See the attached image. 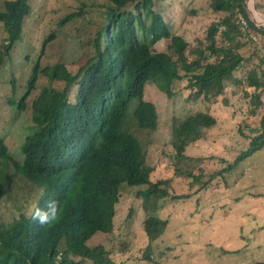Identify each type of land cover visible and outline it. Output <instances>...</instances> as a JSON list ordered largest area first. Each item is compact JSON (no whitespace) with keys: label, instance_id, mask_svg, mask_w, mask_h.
I'll use <instances>...</instances> for the list:
<instances>
[{"label":"trees","instance_id":"1","mask_svg":"<svg viewBox=\"0 0 264 264\" xmlns=\"http://www.w3.org/2000/svg\"><path fill=\"white\" fill-rule=\"evenodd\" d=\"M101 1L104 23L96 34L93 53L83 58L80 67L71 73L61 63L42 67L46 44L55 36L50 34L42 42L25 92L17 101L8 99L17 112L24 111L38 74L47 77L48 85L29 103L30 133L20 145L19 159L0 138V200L13 178L40 191L29 213L25 210L7 223L0 222V264H121L103 247L91 248L87 242L112 231L123 187H144L135 198L145 213L142 230L148 245L164 232L167 221L157 216L158 201L166 197L182 200L190 195L169 196V180L152 181L146 151L132 134L122 131L133 99L137 100L132 113L136 128L156 130L155 108L144 100L146 84L153 83L170 98L172 85L186 81L193 100L210 103L220 97L227 99L224 90L230 84L231 95L240 97L239 102L246 109L248 105L253 114L261 105L264 27L250 19L246 0H205L216 18L191 50L182 37L169 32L170 25L154 10L153 0ZM257 1V8H263V1ZM30 10L28 0L3 1L0 27L5 37L0 41V66L20 40ZM81 12L67 14L58 26L73 16L83 18ZM238 18L245 24L240 25ZM161 41L167 42V52L155 51ZM253 41L259 43L257 52L245 56L242 49ZM170 123L174 175L192 178L186 172L191 158L185 150L215 126V119L206 112H189ZM252 132L256 134L248 149L211 175L213 178L232 172L264 147V114ZM51 199L61 202L63 216L59 223L42 227L32 216Z\"/></svg>","mask_w":264,"mask_h":264},{"label":"rangeland","instance_id":"2","mask_svg":"<svg viewBox=\"0 0 264 264\" xmlns=\"http://www.w3.org/2000/svg\"><path fill=\"white\" fill-rule=\"evenodd\" d=\"M3 1L0 0V8ZM28 2L31 10L22 26L20 40L14 43L8 58L0 66V138L16 159L21 155L20 145L24 137L30 133L29 103L42 87L48 85L47 77L38 74L24 111L17 112L9 105L8 99L17 101L25 92L42 42L48 35L55 34L54 39L46 44L44 56L41 55L42 67L61 63L65 71L71 73L80 67L86 55L93 53L96 34L104 23L99 6L101 0ZM153 2L154 10L170 25L169 32L182 37L189 50L197 39L204 37L210 22L216 18L205 0ZM257 3L255 0L257 11L264 15V4L263 8H257ZM245 6L250 19L263 28L264 25L257 23L250 14L249 0L245 1ZM80 10L83 18L73 16L70 22L58 26L67 14L75 15ZM238 20L240 25L245 24ZM3 37L5 34L0 27V41ZM257 46L259 43L253 41L242 49V53L248 56L257 52ZM154 49L167 52V42H159ZM260 59L264 60V55ZM236 75L241 76L240 72ZM185 85L186 81L175 82L171 87L172 96L167 98L153 83L146 84L144 100L155 108L156 130L147 132L136 128L132 113L137 100L133 99L129 102L122 131L132 134L146 151L152 181L169 180L166 186L169 196L189 194L190 197L182 200L166 197L158 201L160 210L157 216L165 219L167 226L148 245L142 230L145 213L141 201L135 198L137 191L144 187H123L115 208L112 231L93 236L87 244L91 248L103 247L112 260L121 264H264V147L242 160L232 172L211 176L248 149L251 137L256 134L252 130L258 128L264 114V94L261 105L253 114L248 105L246 109L239 102L240 97L237 99L231 95L230 84L224 90L227 99L220 97L216 103L193 100ZM189 112H206L216 122L185 150V155L191 158L186 172L192 178L174 175V153L170 145V122ZM39 193L24 180L13 178L0 200V222L7 223L25 210L29 213Z\"/></svg>","mask_w":264,"mask_h":264},{"label":"clouds","instance_id":"3","mask_svg":"<svg viewBox=\"0 0 264 264\" xmlns=\"http://www.w3.org/2000/svg\"><path fill=\"white\" fill-rule=\"evenodd\" d=\"M63 216V207L59 200L51 199L46 202L43 209L36 208L32 219L40 226H53L59 223Z\"/></svg>","mask_w":264,"mask_h":264},{"label":"bare ground","instance_id":"4","mask_svg":"<svg viewBox=\"0 0 264 264\" xmlns=\"http://www.w3.org/2000/svg\"><path fill=\"white\" fill-rule=\"evenodd\" d=\"M249 11L251 12V15L257 21V23H260L261 25H264V16L263 15H260L259 13H256L253 10L252 0H249Z\"/></svg>","mask_w":264,"mask_h":264},{"label":"water","instance_id":"5","mask_svg":"<svg viewBox=\"0 0 264 264\" xmlns=\"http://www.w3.org/2000/svg\"><path fill=\"white\" fill-rule=\"evenodd\" d=\"M252 7H253V10H254L256 13H259V14L261 15V13L258 12L257 9H256L255 0H252ZM249 12H250V11H249ZM250 14H251V12H250ZM263 16H264V15H263Z\"/></svg>","mask_w":264,"mask_h":264}]
</instances>
